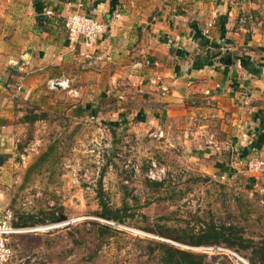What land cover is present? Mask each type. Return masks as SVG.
Returning <instances> with one entry per match:
<instances>
[{
    "label": "rangeland",
    "instance_id": "obj_1",
    "mask_svg": "<svg viewBox=\"0 0 264 264\" xmlns=\"http://www.w3.org/2000/svg\"><path fill=\"white\" fill-rule=\"evenodd\" d=\"M254 1L264 23V0ZM51 99L71 107L63 98ZM44 103L49 110L25 104L45 117L32 126L16 123L15 137L0 149V213L11 210L18 220L22 213L47 219L54 212L59 219L22 226L38 230L13 238L11 264H163L160 243L204 255L206 264H264L251 248L199 246L191 238L213 223L263 242L264 169L249 175L243 165H227L230 145L217 149L214 137H195L179 124L109 128V120L90 110L60 111L47 98ZM159 130L163 137L150 134ZM250 154L264 159L257 150ZM152 161L164 169L161 180L147 176ZM101 173L102 198L122 221L97 215ZM100 225L108 229L101 233Z\"/></svg>",
    "mask_w": 264,
    "mask_h": 264
},
{
    "label": "crops",
    "instance_id": "obj_2",
    "mask_svg": "<svg viewBox=\"0 0 264 264\" xmlns=\"http://www.w3.org/2000/svg\"><path fill=\"white\" fill-rule=\"evenodd\" d=\"M72 11L105 25L95 43L69 40L64 21ZM257 11L254 0H0V149L23 123L31 108L25 104L49 110L47 98L60 111L90 110L117 126L179 124L195 137L210 135L217 149L230 145L226 164L234 168L252 143L264 155V28ZM245 13L255 22L239 26ZM222 48L230 64L218 60ZM60 76L77 95L42 86ZM57 96L71 107L52 101Z\"/></svg>",
    "mask_w": 264,
    "mask_h": 264
},
{
    "label": "trees",
    "instance_id": "obj_3",
    "mask_svg": "<svg viewBox=\"0 0 264 264\" xmlns=\"http://www.w3.org/2000/svg\"><path fill=\"white\" fill-rule=\"evenodd\" d=\"M218 60L224 63L225 59L231 56L230 51L224 50ZM44 115L33 113V110H29L22 117V122H28V125L32 126L35 121L41 119ZM106 125H109V128H114L117 125L114 122L107 121ZM263 137V136H262ZM264 138V137H263ZM262 145H257L256 143H252L247 147L241 149L238 159L244 158L246 155L251 153L254 150H259ZM47 152L43 153L39 160L40 162L46 159ZM30 170V169H28ZM102 175L101 173L98 181V197L100 200V210L97 212V215L105 220H113V221H122V217L117 210H112L106 202L102 198ZM151 184L155 186L162 185V182L157 181H149ZM58 215L54 212H51L50 217L39 218L38 214H30V213H22L18 216V220L14 216V224L17 226H33L39 224H45L47 221L55 222L57 221ZM108 227L106 225H100L98 230L103 233L107 230ZM193 238L194 243L196 245L201 246H216L223 244L225 246L235 248H251L253 258L259 259L264 262V241L260 243H255L250 239H244L241 235H237L233 227L229 226H217L213 223L206 225L200 232L196 235L191 236ZM161 248V260L163 264H206L204 261V255L196 254L192 251L177 248L173 245H169L166 243H160Z\"/></svg>",
    "mask_w": 264,
    "mask_h": 264
},
{
    "label": "built area",
    "instance_id": "obj_4",
    "mask_svg": "<svg viewBox=\"0 0 264 264\" xmlns=\"http://www.w3.org/2000/svg\"><path fill=\"white\" fill-rule=\"evenodd\" d=\"M50 14V11H46ZM239 26H244L247 22H255L252 15L243 14L237 17ZM64 26L67 29L68 38L72 42L83 40L86 44L90 45L95 43L97 39L105 32L106 27L102 22H99L95 18L88 16L79 11H72L65 17ZM260 27L264 28V23L260 24ZM251 32H255V26L250 28ZM225 48V47H224ZM221 49V53L225 50ZM91 60V56H87ZM95 60H110L109 55H96ZM71 80L67 77H53L47 80L46 85L50 90L57 88L66 90L72 95H77L76 90L71 87ZM163 91L165 89H162ZM151 135L156 137H163V131L152 132ZM238 164L243 165L244 172L251 174H258L264 169V159L261 156L251 155L245 159H238ZM226 174H222L221 178H225ZM147 176L151 180H161L164 176V169L158 168L156 163L152 161ZM38 230L37 227H22L14 224V214L11 210H3L0 213V264H11L13 258V249L11 246L12 240L15 236L22 235L24 233H32ZM244 262V261H243Z\"/></svg>",
    "mask_w": 264,
    "mask_h": 264
},
{
    "label": "water",
    "instance_id": "obj_5",
    "mask_svg": "<svg viewBox=\"0 0 264 264\" xmlns=\"http://www.w3.org/2000/svg\"><path fill=\"white\" fill-rule=\"evenodd\" d=\"M225 63L226 64H230L231 63V58H226L225 59ZM4 160H5V157L3 156V155H0V166L2 165V163L4 162Z\"/></svg>",
    "mask_w": 264,
    "mask_h": 264
},
{
    "label": "bare ground",
    "instance_id": "obj_6",
    "mask_svg": "<svg viewBox=\"0 0 264 264\" xmlns=\"http://www.w3.org/2000/svg\"><path fill=\"white\" fill-rule=\"evenodd\" d=\"M51 227V226H50Z\"/></svg>",
    "mask_w": 264,
    "mask_h": 264
}]
</instances>
